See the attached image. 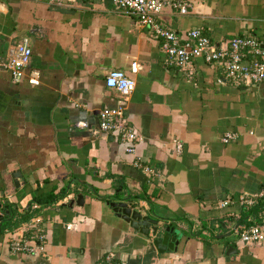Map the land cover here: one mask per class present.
I'll use <instances>...</instances> for the list:
<instances>
[{
  "label": "crops",
  "instance_id": "crops-1",
  "mask_svg": "<svg viewBox=\"0 0 264 264\" xmlns=\"http://www.w3.org/2000/svg\"><path fill=\"white\" fill-rule=\"evenodd\" d=\"M165 1L189 5L155 15L178 34L264 41V0ZM22 38L36 86L3 68ZM110 69L134 80L127 96L104 86ZM104 107L122 109L138 136L133 153L97 130ZM227 130L237 136L223 144ZM137 158L152 174L133 165ZM263 184L264 82L235 85L200 58L184 70L165 66L158 40L110 0H0V264H94L106 253L123 264H264V244L238 242L232 230L260 211L252 217L237 195ZM107 202L155 220L157 232L133 234ZM165 227L175 250H149ZM39 235L42 251L10 250L9 237Z\"/></svg>",
  "mask_w": 264,
  "mask_h": 264
},
{
  "label": "built area",
  "instance_id": "built-area-1",
  "mask_svg": "<svg viewBox=\"0 0 264 264\" xmlns=\"http://www.w3.org/2000/svg\"><path fill=\"white\" fill-rule=\"evenodd\" d=\"M50 3H60L62 0H48ZM112 4L124 14L135 18L139 26L146 28L156 40L163 54V64L168 67H176L184 70L193 58H200L204 63L217 65L222 70L224 79L236 85H252L264 82V41L259 40L253 34L243 32L218 43H212L208 37L198 28L189 29L182 33L161 26L156 20L157 15L164 5L177 9L179 13H185L189 6L185 2H166L165 0H110ZM31 51L28 39L22 38L8 52L3 64L4 70L9 74L13 82L26 79L27 83L36 86L39 83V72L28 68ZM137 70L135 62L130 63L129 72ZM104 86L118 92L121 96H127L134 88V80L122 69H110L104 75ZM79 128H85V122L75 123ZM97 130L109 135L122 145L127 154L133 153L138 140L135 130L123 120V112L120 107H104L97 112ZM233 131H225L220 136V142L225 144L236 138ZM173 149L176 153L181 150V143L173 140ZM133 165L140 168L145 174H152V170L142 165L139 158L133 161ZM264 199V184L253 193L240 192L236 202L243 209H250L259 200ZM228 205L223 201L219 206ZM264 211V210H263ZM259 211L255 219L247 217L250 224L236 223L232 228L237 241L243 244H264V212ZM38 242L20 240L9 237V247L12 252L36 254L42 251V239L39 235ZM94 264H123L114 262L112 253L104 254Z\"/></svg>",
  "mask_w": 264,
  "mask_h": 264
},
{
  "label": "water",
  "instance_id": "water-1",
  "mask_svg": "<svg viewBox=\"0 0 264 264\" xmlns=\"http://www.w3.org/2000/svg\"><path fill=\"white\" fill-rule=\"evenodd\" d=\"M18 172H14L12 177H17ZM15 182V180H14ZM81 196L78 195L75 204H81ZM108 207L113 214L124 221L132 230L133 234L138 233L143 236H154L157 232L156 221L140 214L135 209H131L124 202H107ZM177 240L175 236L170 235V230L165 227L163 234L158 238L151 240L149 250H155L157 253H162L165 250H175Z\"/></svg>",
  "mask_w": 264,
  "mask_h": 264
},
{
  "label": "trees",
  "instance_id": "trees-1",
  "mask_svg": "<svg viewBox=\"0 0 264 264\" xmlns=\"http://www.w3.org/2000/svg\"><path fill=\"white\" fill-rule=\"evenodd\" d=\"M98 198H100V197H98ZM100 199H104V198L102 197V198H100ZM36 201H37V200H36ZM255 209H259V210H261V211L264 210V199L259 200V201H258L253 207H251V208L249 209V210H250L249 212L252 211V213H254ZM4 211H6V213H7V214H5L6 216H7V215H8V216L11 215V210H10V209L4 207L3 212H4ZM263 212H264V211H263ZM246 218H247V217L244 216L243 218H241V221H244ZM0 228H1V227H0Z\"/></svg>",
  "mask_w": 264,
  "mask_h": 264
},
{
  "label": "rangeland",
  "instance_id": "rangeland-1",
  "mask_svg": "<svg viewBox=\"0 0 264 264\" xmlns=\"http://www.w3.org/2000/svg\"><path fill=\"white\" fill-rule=\"evenodd\" d=\"M230 82V81H229ZM234 84V83H233ZM236 85V84H235ZM242 86V85H240ZM251 85H247L246 87L244 86V88H247V87H250ZM248 97V95H246V98ZM253 97L252 96H249V98H247L248 100L252 99ZM251 216L254 217L255 216V213H251ZM252 219V218H251Z\"/></svg>",
  "mask_w": 264,
  "mask_h": 264
}]
</instances>
